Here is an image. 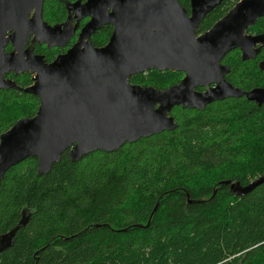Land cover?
<instances>
[{
	"label": "trees",
	"instance_id": "trees-1",
	"mask_svg": "<svg viewBox=\"0 0 264 264\" xmlns=\"http://www.w3.org/2000/svg\"><path fill=\"white\" fill-rule=\"evenodd\" d=\"M239 0H237L238 2ZM224 0L208 13L196 35L208 31L237 3ZM178 3L190 12L189 0ZM62 3L44 0L42 18L60 20ZM264 32V17L248 29ZM5 52L11 50L10 45ZM35 52L51 61L45 46ZM255 60L233 51L227 80L243 91L264 86ZM130 83L165 89L180 81L174 71L145 72ZM31 75L6 76L21 88ZM39 100L0 90V135L19 119L35 116ZM177 128L119 150L97 151L73 163L64 152L48 174L37 159L11 167L0 182V235L29 214L0 264H264V184L234 196L264 174V106L243 98L214 102L202 111L175 107ZM190 201V202H189Z\"/></svg>",
	"mask_w": 264,
	"mask_h": 264
},
{
	"label": "water",
	"instance_id": "water-1",
	"mask_svg": "<svg viewBox=\"0 0 264 264\" xmlns=\"http://www.w3.org/2000/svg\"><path fill=\"white\" fill-rule=\"evenodd\" d=\"M43 1L0 0V90L39 100L35 116L17 120L0 135V182L8 169L30 157L37 159L40 176L64 152L76 163L94 152L111 153L172 131L177 124L169 114L176 106L203 110L241 97L264 106V86L242 92L225 80L230 68L220 64L232 50L239 49L241 60L248 61L264 48V32L245 34L264 17V0H240L198 36L199 24L224 0H189V14L178 0H87L78 16H90V22L77 43L51 63L34 55L32 45L24 50L30 36L32 43L48 49L64 47L72 37L69 20L51 26L42 19ZM107 8H112L108 15ZM105 24L113 26L109 42L94 48L89 38ZM7 45L10 53L4 50ZM258 66L264 71V60ZM151 70L185 76L163 90L130 83L131 77ZM9 73H30L32 84L21 88L5 78ZM198 87L205 91L196 92ZM220 184L228 185L234 196H245L264 184V174L245 186L230 180ZM29 216L23 212L13 229L0 235V253L13 245Z\"/></svg>",
	"mask_w": 264,
	"mask_h": 264
},
{
	"label": "flooded vegetation",
	"instance_id": "flooded-vegetation-1",
	"mask_svg": "<svg viewBox=\"0 0 264 264\" xmlns=\"http://www.w3.org/2000/svg\"><path fill=\"white\" fill-rule=\"evenodd\" d=\"M61 3H62V11L60 12V20L58 22H55L54 24H52L51 26L53 25H56V24H59V25H62L64 24L66 21L69 20V28L70 30H72V37L66 42L65 46L64 47H54V48H51V49H48L47 48V45L46 44H42V45H39L37 42L35 43H32V39H33V36H30L29 38V41H28V45L25 46L24 50L27 49L29 46L32 45V47L34 48L33 50V54L34 55H39L35 52V46L38 45V46H45L49 51H51L52 53H55V56L54 58L51 60V61H46L47 63H51L58 55H62V54H65L68 50H70L78 41L79 39V35L81 33V30L84 28V26L90 22L91 20V17L88 16V17H84V18H79L78 15H83L81 12H79V9L81 8V5L85 4L87 2V0H59ZM75 4H78V6H75ZM112 12V8H107L105 14L108 15ZM33 15V13L30 14V17ZM41 15H42V11H41ZM43 19V18H42ZM50 25V24H49ZM254 26V25H253ZM252 27V26H250ZM249 27V28H250ZM248 28V29H249ZM246 30L245 34H247L248 36H256V35H259V34H262V33H252L250 32L249 30ZM113 32V26L111 24H105L103 25L100 29L96 30L93 34H91L90 38H89V41L91 43V45L94 47V48H102L104 47L108 42H109V39H110V36ZM201 35V34H199ZM198 36V35H197ZM11 47V46H10ZM260 45H257L255 46V49L259 48ZM12 51V47H11V50L7 51V53H10ZM233 51H238L239 52V56H240V59H241V51L239 49H235V50H232L230 51L229 53H227L225 55V57L220 61V64L221 65H226L224 63V59L229 55L231 54ZM264 51V48H261L258 55L256 56L259 57V54ZM39 56H43V55H39ZM44 57V56H43ZM255 58V59H256ZM45 59V58H44ZM253 59V60H255ZM46 60V59H45ZM264 59H261V61H263ZM260 61V62H261ZM259 62V63H260ZM259 65V64H258ZM179 73V72H178ZM9 74H14V73H9ZM8 74V75H9ZM21 74V73H19ZM25 74V73H24ZM30 74V73H28ZM6 75V76H8ZM18 75V74H17ZM31 75V74H30ZM181 78L180 80L185 76L183 73H181ZM5 76V78H6ZM33 77V75H31ZM31 77V79H32ZM227 77V76H226ZM225 77V80L231 84L227 78ZM7 79V78H6ZM10 80V79H9ZM179 83V82H178ZM176 85V84H175ZM232 85V84H231ZM233 87L241 90L243 92V89L237 87V86H234L232 85ZM152 87V86H150ZM210 87H214V85H210ZM155 88V87H154ZM168 88V87H167ZM157 89V88H156ZM166 89V88H165ZM159 90H163V89H159ZM195 91L198 92V93H203L205 91V88L203 87H198V88H195ZM243 98V97H241ZM227 99H231V98H227ZM225 99V100H227ZM234 99V98H232ZM224 101V100H222ZM217 102V101H216ZM214 103V102H213ZM212 104V103H211ZM176 107H181L183 108L182 106H176ZM207 107V106H206ZM175 108V107H174ZM173 108V109H174ZM172 109V110H173ZM183 109H187V108H183ZM172 110L170 112V116L174 119V117L171 115L172 114ZM192 110H198V109H192ZM199 111H202V110H199Z\"/></svg>",
	"mask_w": 264,
	"mask_h": 264
},
{
	"label": "rangeland",
	"instance_id": "rangeland-1",
	"mask_svg": "<svg viewBox=\"0 0 264 264\" xmlns=\"http://www.w3.org/2000/svg\"><path fill=\"white\" fill-rule=\"evenodd\" d=\"M240 1V0H239ZM238 1V2H239ZM231 2L232 3H235V2H237V0H231ZM145 75L142 77V81L143 82H150L151 81V79H155L156 80V78L154 77V76H151V75H149V76H146V73H144Z\"/></svg>",
	"mask_w": 264,
	"mask_h": 264
}]
</instances>
